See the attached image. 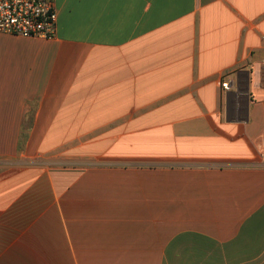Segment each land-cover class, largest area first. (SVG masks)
<instances>
[{"label":"crops","instance_id":"crops-1","mask_svg":"<svg viewBox=\"0 0 264 264\" xmlns=\"http://www.w3.org/2000/svg\"><path fill=\"white\" fill-rule=\"evenodd\" d=\"M54 2L0 33V264H264V0Z\"/></svg>","mask_w":264,"mask_h":264},{"label":"built area","instance_id":"built-area-1","mask_svg":"<svg viewBox=\"0 0 264 264\" xmlns=\"http://www.w3.org/2000/svg\"><path fill=\"white\" fill-rule=\"evenodd\" d=\"M57 12L54 0H0V33L51 38L55 35ZM230 89V81L222 83ZM259 159L264 162V152Z\"/></svg>","mask_w":264,"mask_h":264},{"label":"rangeland","instance_id":"rangeland-1","mask_svg":"<svg viewBox=\"0 0 264 264\" xmlns=\"http://www.w3.org/2000/svg\"><path fill=\"white\" fill-rule=\"evenodd\" d=\"M64 166V165H63ZM16 168L14 167V166H12V165H10V166H7V165H5V166H1L0 167V176H3V175H6V174H8V173H11L13 170H15Z\"/></svg>","mask_w":264,"mask_h":264}]
</instances>
